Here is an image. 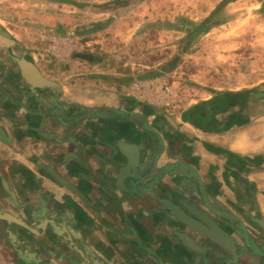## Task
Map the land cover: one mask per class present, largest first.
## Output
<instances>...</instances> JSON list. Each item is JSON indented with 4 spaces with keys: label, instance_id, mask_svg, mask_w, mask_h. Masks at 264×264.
Returning <instances> with one entry per match:
<instances>
[{
    "label": "crops",
    "instance_id": "0c3cea01",
    "mask_svg": "<svg viewBox=\"0 0 264 264\" xmlns=\"http://www.w3.org/2000/svg\"><path fill=\"white\" fill-rule=\"evenodd\" d=\"M185 2L211 0L175 4ZM163 21L145 13L127 20L133 38L126 34L127 49L119 48L124 71L138 66L134 77L67 47L49 62L0 34V126L11 138L0 141V208L24 223L0 219V264H264V232L255 224L264 218V78L233 66L240 50H174L169 69L166 53L135 63L138 39L158 35L142 52L164 51ZM71 36L58 38L79 39ZM20 58L59 87L27 82ZM154 76L179 90V108L130 92ZM199 211L235 238L237 262L182 218L198 224Z\"/></svg>",
    "mask_w": 264,
    "mask_h": 264
},
{
    "label": "rangeland",
    "instance_id": "374dc122",
    "mask_svg": "<svg viewBox=\"0 0 264 264\" xmlns=\"http://www.w3.org/2000/svg\"><path fill=\"white\" fill-rule=\"evenodd\" d=\"M140 1L142 0H128L122 5L123 3H116L115 0H0V34L6 32L15 36L22 42L27 52H38L41 59L52 62L53 53L49 51V46L56 40L55 38L68 37L74 32L75 35L72 34L71 37L79 39L66 43L67 48L74 47L78 41L84 44L82 47L77 44L73 52L78 53L80 57L82 55L88 64L107 65L112 69L118 67L126 72L127 76L134 77L137 75L135 70H138V66L134 65L132 73L129 70L124 71L119 47L127 49L124 48L126 34L131 36L128 39L133 38V31L126 32L128 27L133 26L127 24V20L145 13L148 18L164 19L161 28L167 32L165 39L163 38L164 44L159 47L164 51L151 47L149 48L151 56L142 52L147 46L159 43L158 35L151 34L148 40L138 39L142 41L132 45L133 49L130 50L133 55L131 59L135 63L148 59L153 63L157 60L158 53H161V56L162 53H166L167 60L163 64L169 69L173 67L171 62L175 54L170 56V53L174 50L176 54L179 51H182V54L187 51L189 55L201 51L200 54L204 53L205 56L212 48L220 54L231 51V55L235 50H240L239 62L231 60L233 66L240 63L243 70L247 72L253 70L255 74L264 78V0H230L227 5L223 4V7L218 6L225 0H211L210 4L201 6L186 2L175 4L177 0H145L147 4L142 2L139 4ZM212 6L215 7L212 9ZM206 20L208 21L205 24L209 26V31L198 33L188 44L189 30ZM95 22L107 23L96 31H85ZM142 24L138 26L142 27ZM123 52L125 54V51ZM190 60L194 59L190 57ZM60 62L70 67L78 65L71 60ZM62 63L55 62V65ZM72 71V77L76 78L77 75H74L76 70ZM60 74H66L65 70ZM178 85L182 87L183 83L180 81ZM182 88L186 91L187 86ZM258 111L264 114V105L258 107Z\"/></svg>",
    "mask_w": 264,
    "mask_h": 264
},
{
    "label": "water",
    "instance_id": "95a60500",
    "mask_svg": "<svg viewBox=\"0 0 264 264\" xmlns=\"http://www.w3.org/2000/svg\"><path fill=\"white\" fill-rule=\"evenodd\" d=\"M21 68L22 76L27 82L34 84L37 87L48 88L51 86L59 87L57 81L51 80L44 76L39 70V67L32 60L26 58H20L18 60ZM6 132L0 127V140L4 142H10V137L5 134ZM68 187L73 188L69 183L63 181ZM201 220H196L198 224L191 218L182 217L187 224L192 228L202 233L207 238L213 240L216 244H220L228 248L233 255L232 262H237L238 259V247L237 241L215 218L211 217L207 212L199 211ZM0 218L6 219L9 222H15L23 224L22 220L17 216L1 212ZM255 224L264 232V218L256 217ZM208 225V226H207ZM209 227V228H208ZM211 227V228H210Z\"/></svg>",
    "mask_w": 264,
    "mask_h": 264
},
{
    "label": "built area",
    "instance_id": "2783aa9c",
    "mask_svg": "<svg viewBox=\"0 0 264 264\" xmlns=\"http://www.w3.org/2000/svg\"><path fill=\"white\" fill-rule=\"evenodd\" d=\"M56 40L49 46V51L56 56H61L60 51L62 48L67 47L66 40L55 38ZM71 43V42H70ZM79 44L82 47L84 44L79 41L74 47ZM70 45V44H69ZM74 47L69 48V51ZM179 90L173 87L164 77L154 76L139 79L133 82L130 92L139 99L156 103L168 109H177L181 103L178 100Z\"/></svg>",
    "mask_w": 264,
    "mask_h": 264
},
{
    "label": "trees",
    "instance_id": "16d2710c",
    "mask_svg": "<svg viewBox=\"0 0 264 264\" xmlns=\"http://www.w3.org/2000/svg\"><path fill=\"white\" fill-rule=\"evenodd\" d=\"M128 1V0H127ZM127 1L123 0H115L116 3H123L122 5L126 4ZM230 2V0H225L224 2H222L223 4H226ZM208 20L201 22L200 24H197L194 26V28H192L191 30H189V36H188V40L187 43L189 44L191 42V39L196 36L198 33L200 32H206L208 31L209 26L207 24H205ZM107 22H95L93 23V25L90 28H86L85 31L87 32H93L96 31L97 29L103 27L106 25ZM177 59V58H176ZM175 63H171V66H174Z\"/></svg>",
    "mask_w": 264,
    "mask_h": 264
},
{
    "label": "flooded vegetation",
    "instance_id": "af4514ba",
    "mask_svg": "<svg viewBox=\"0 0 264 264\" xmlns=\"http://www.w3.org/2000/svg\"><path fill=\"white\" fill-rule=\"evenodd\" d=\"M1 127V126H0ZM2 128V127H1ZM3 129V128H2ZM4 130V129H3ZM5 131V130H4ZM6 132V131H5ZM7 136H9L7 133H5ZM0 141H2V140H0ZM10 141H11V138H10ZM2 142H4V141H2ZM4 143H6V144H9L10 142H4ZM65 184V183H64ZM66 185V184H65ZM67 186V185H66ZM0 211L1 212H6V211H4L2 208H0ZM6 213H9V212H6ZM9 214H11V213H9ZM13 215V214H12ZM1 220H4V221H7L6 219H2V218H0ZM20 219V218H19ZM9 222V221H8ZM22 222H23V220H22ZM10 223H15V222H10ZM18 224H20V223H18ZM24 224V223H23ZM208 226V225H207ZM209 228V227H208ZM211 228V227H210ZM210 241H212L213 243H215L213 240H211L210 238H208Z\"/></svg>",
    "mask_w": 264,
    "mask_h": 264
}]
</instances>
